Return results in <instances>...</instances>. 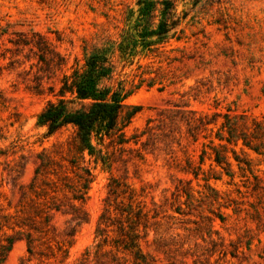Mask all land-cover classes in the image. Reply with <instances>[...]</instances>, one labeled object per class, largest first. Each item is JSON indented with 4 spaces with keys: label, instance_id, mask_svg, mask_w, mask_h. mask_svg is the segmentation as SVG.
<instances>
[{
    "label": "rangeland",
    "instance_id": "1",
    "mask_svg": "<svg viewBox=\"0 0 264 264\" xmlns=\"http://www.w3.org/2000/svg\"><path fill=\"white\" fill-rule=\"evenodd\" d=\"M177 4L188 16L167 42L117 62L113 79L126 95L119 127L128 142L95 139L105 165L88 152L82 157L73 126L47 135L38 114L57 98L64 74L134 26L137 0H0V213L14 226L0 230V243L14 241L0 264H73L87 247L94 251L112 177L144 202L141 247L153 264H199L195 241L204 252L198 260L216 250L209 264H264V135L257 149L218 138L228 135L226 113L238 119V134L245 123L264 126V0ZM172 111H180L176 120L166 117ZM192 111L217 119L197 140L183 120ZM214 147L230 166L213 161ZM187 160L200 167L198 177L182 169ZM74 214L85 220L68 241L63 232ZM173 240L186 243L178 248Z\"/></svg>",
    "mask_w": 264,
    "mask_h": 264
},
{
    "label": "trees",
    "instance_id": "2",
    "mask_svg": "<svg viewBox=\"0 0 264 264\" xmlns=\"http://www.w3.org/2000/svg\"><path fill=\"white\" fill-rule=\"evenodd\" d=\"M199 1L191 0V3L196 6ZM177 3L178 0H137L139 16L134 26H129L119 41L113 40L106 45L94 48L86 56L82 66L75 67L71 73L63 75L56 94L57 98L49 100L38 114L37 123L47 128V135H52L59 129L71 125L75 128V147L82 157L85 159V152H88L91 158L94 157V163L98 164L101 160L105 165L109 164L108 157H99L97 154L94 140L97 139V143L102 144L105 137L111 138L113 135H117L116 143L128 142L124 131L119 127L123 100L126 95L124 93L125 84L113 79L117 62L132 63L138 54L152 51L155 44L167 42L170 32L176 33L177 28L188 16V12L185 10L178 12ZM25 44L34 45L32 41H27ZM38 45L41 46L40 43ZM179 112L172 111V114L166 117L176 120ZM215 115L219 116V114ZM162 118L165 121L163 116ZM183 120L187 125V131L194 140H197V133L208 129L211 124H216L217 119H210L207 114L202 115L192 111L191 114L183 117ZM150 122L151 120L148 123ZM237 124L238 119L235 116L224 114L221 130L226 131L228 135L218 138L221 141L227 140L229 143L234 141L235 144H238L241 139L244 145L257 149L254 142L260 140V133L264 135V126H261V123L257 121L253 123L255 125L253 128L245 123L246 130L238 134ZM211 143H213L212 140ZM211 158L218 165L223 163L227 166L231 165L227 155H223L221 150L215 147ZM203 161L202 156L200 163L202 164ZM186 163L187 165L182 169L198 177L200 167L194 166L190 160H187ZM84 170L88 176L93 177L91 168ZM120 196L126 198L127 201L119 200ZM219 216L224 221L225 217ZM7 217V214L0 213V230H4L5 233V227L14 228V226L8 225ZM2 220L5 221L2 222ZM72 220L75 221V224L67 226L63 232L65 240L68 241L74 237L77 227L85 219L74 214ZM208 220L211 223L213 219L208 218ZM148 221V211L145 210L144 202L139 199L135 190L112 177L109 183V195L106 198L104 211L97 227L101 241L96 245L94 251L91 247H87L73 264H153L150 256L141 247L142 233L145 231ZM17 226L24 225L17 223ZM32 228L30 226V229ZM195 230L202 231L200 226ZM111 231L115 232L116 236H112ZM9 238H6L7 244L0 243V262L5 259L14 244V241ZM201 238L203 242H207V238H209V243L217 245L213 239H210L211 235ZM33 241L30 233L27 239V251L31 257L35 253ZM173 242L178 248H182L186 243V241L174 240ZM194 247L191 254L197 257L195 261L199 264H209V258L216 250H210L209 258L204 262L198 260L204 254V252L198 253L201 244L195 241ZM58 250H62L63 253L67 251L59 243ZM219 254L225 256L227 251L221 248Z\"/></svg>",
    "mask_w": 264,
    "mask_h": 264
}]
</instances>
